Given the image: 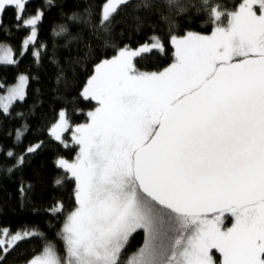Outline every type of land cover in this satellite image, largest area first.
<instances>
[{
	"label": "snow or ice",
	"instance_id": "snow-or-ice-1",
	"mask_svg": "<svg viewBox=\"0 0 264 264\" xmlns=\"http://www.w3.org/2000/svg\"><path fill=\"white\" fill-rule=\"evenodd\" d=\"M30 2L0 0V25L14 7L17 27L29 30L21 55L37 41L42 19L40 12L25 18ZM128 2L104 0L94 31H113L117 6ZM166 6L177 14L188 8L180 0H166ZM198 11L216 25L212 34L171 35L175 59L166 69L141 72L134 64L165 54L157 24L137 48L118 47L95 65L81 93L99 105L87 113L88 122L73 129L67 113H58L51 137L68 147L62 133L71 129L78 147L73 160L55 161L74 181L75 206L57 233L63 255L45 241L26 264H264V0H243L229 12L202 0ZM68 20L75 24L77 17ZM67 31L61 24L54 34ZM12 52L0 51V64L16 63ZM33 58L39 65L41 51ZM28 79L21 75L0 97V111L9 114L14 101L25 99ZM15 142H21L20 129ZM40 147L19 156L3 152L14 160L7 172L23 167ZM62 183L54 180V186ZM20 191L23 196V184ZM62 212L58 203L53 214ZM226 216L233 218L230 227ZM139 232L142 243L125 261ZM37 237L44 239L35 228L0 229V251Z\"/></svg>",
	"mask_w": 264,
	"mask_h": 264
},
{
	"label": "trees",
	"instance_id": "trees-1",
	"mask_svg": "<svg viewBox=\"0 0 264 264\" xmlns=\"http://www.w3.org/2000/svg\"><path fill=\"white\" fill-rule=\"evenodd\" d=\"M103 2L51 0L49 4L48 0H31L24 13L25 18L40 12L42 19L37 26V41L34 46L29 45L23 55L22 43L29 30L17 27L14 7L3 13L0 44L12 48L16 63L0 65V94L19 76L25 75L29 79L25 99L15 101L9 114L0 111V229L7 228L14 234L18 230L35 228L43 233L44 239H27L7 254L0 251V264H26L42 250L45 241L55 243L63 255V244L57 233L65 216L75 206V184L55 167V161L58 158L73 160L77 147L64 148L48 131L56 123L61 110L67 113L70 125L76 126L87 120L86 112L96 108L94 102L81 97L95 65L115 56L118 47L128 45L132 49L137 48L150 38L151 28L158 24L155 31L164 43L165 54L154 52L143 59H134V64L141 72H160L174 61L171 35L181 37L188 32L207 34L213 28L208 15L198 11L202 0H180L181 4L188 5L183 14L170 10L166 0H129L126 5L117 6L119 11L112 21L115 25L113 31H94ZM212 2L219 4L222 12H229L238 9L243 0ZM145 4L149 5L147 9L143 7ZM73 14L77 17L75 24L68 20ZM226 20L225 17L222 22L226 24ZM61 24L68 31L54 34ZM36 50L41 51L39 65L33 58ZM17 129L21 130L19 144L15 142ZM68 137V134L64 135L66 140ZM37 144L41 147L27 156L23 167L9 174L6 167L11 166L14 160L5 159L2 153L12 149L19 156L29 146ZM56 178L63 180L60 186H54ZM22 184L26 189L23 196L20 191ZM29 184L30 189L27 187ZM58 203L62 204L63 212L54 215ZM229 223L230 217L226 216L225 226ZM142 240V232L134 234L124 253L125 261Z\"/></svg>",
	"mask_w": 264,
	"mask_h": 264
},
{
	"label": "rangeland",
	"instance_id": "rangeland-1",
	"mask_svg": "<svg viewBox=\"0 0 264 264\" xmlns=\"http://www.w3.org/2000/svg\"><path fill=\"white\" fill-rule=\"evenodd\" d=\"M226 23H227V20H226ZM216 25H214L213 24V28H212V30L209 32V33H207V34H198V33H195V34H198V35H211L212 34V32H213V30H214V27H215ZM188 34V33H187ZM187 34H185V35H183V36H181V37H179V38H182V37H185ZM170 44H171V42H170ZM8 46H6V45H4V44H0V51H2L4 48H7ZM171 47H172V49H173V54H174V59H175V48H174V46L171 44ZM23 51V48L21 49V52ZM12 55H13V57H14V54H13V52H12ZM112 58V57H111ZM111 58H109V59H111ZM174 62V61H173ZM172 62V63H173ZM171 63V64H172ZM170 64V65H171ZM0 65H2V64H0ZM167 68V67H166ZM165 68V69H166ZM94 70H95V68H94ZM163 71V70H162ZM92 75H94V71H93V74ZM25 76V75H24ZM20 77V76H19ZM89 80V79H88ZM88 82V81H87ZM18 83V78H17V80H16V82L14 83V84H12V85H10L9 87H7L6 89H5V92L4 93H1L0 94V97H3V96H6L7 94H8V89L10 88V87H13V86H15L16 84ZM86 85H87V83H86ZM86 85L84 86V88L86 87ZM26 86H27V84L25 85V88H24V90H26ZM84 88L82 89V91L84 90ZM82 91H81V93H82ZM81 97H82V95H81ZM83 98V97H82ZM85 99V98H84ZM86 100H91V99H86ZM92 102H94L95 104H96V108L99 106L98 105V103L96 102V101H93V100H91ZM15 102V101H14ZM13 102V103H14ZM95 110V109H94ZM94 110H92V111H94ZM88 112H90V111H88ZM88 112H86V121L84 122V123H86V122H88V115H87V113ZM57 121H58V119H57ZM56 121V122H57ZM83 124V123H82ZM80 125V124H79ZM77 126V125H76ZM74 127L75 126H72V128L74 129ZM48 134L50 135V129H49V131H48ZM65 134H68V140H66L65 138H64V135ZM72 135H73V131L70 129L69 131H67V132H64V133H62V136H63V139L68 143V147H70V146H75V144H74V141H72L71 140V137H72ZM51 136V135H50ZM53 139H54V137H52ZM60 143V142H59ZM61 144V143H60ZM62 146L64 147V148H67V147H65L63 144H62ZM35 147V146H34ZM77 147V146H76ZM77 152H78V147H77ZM76 155H77V153H76ZM75 155V156H76ZM75 156H74V158H75ZM73 158V159H74ZM69 161H71V160H69ZM230 217V216H229ZM232 222H233V218L232 217H230V223L226 226V227H230L231 226V224H232ZM213 255H214V257H215V259L217 260V261H219V259H220V256H219V254L218 253H215V251L213 250Z\"/></svg>",
	"mask_w": 264,
	"mask_h": 264
}]
</instances>
